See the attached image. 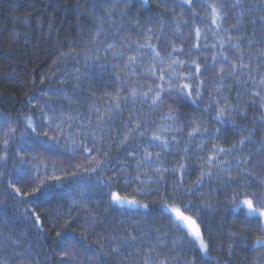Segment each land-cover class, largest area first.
I'll return each mask as SVG.
<instances>
[{
	"label": "trees",
	"instance_id": "16d2710c",
	"mask_svg": "<svg viewBox=\"0 0 264 264\" xmlns=\"http://www.w3.org/2000/svg\"><path fill=\"white\" fill-rule=\"evenodd\" d=\"M213 4L218 8L223 5L221 11L226 13L221 21L222 29H227L234 41L238 36L243 38L240 47L245 62L264 74V60L256 55L264 50V25L259 20L264 16V0H240L238 6H234L235 0H192L191 5L182 4L181 0H148L147 4L143 0H0V261L3 264H63L68 258L61 257L62 247L74 243L79 247L72 264H91L89 258L95 253H100L98 264H143V256L135 255L141 244L140 250L145 254L148 246L155 244L154 257L167 256L169 264H185V261L264 264V249L252 252L242 247L245 241L240 239L251 232L246 241L251 244L258 229L250 230L234 219L228 202L231 188L225 180L216 178L219 161H231L240 155L250 156L251 161L244 167L264 179V166L258 164L264 157V150L260 149L264 142L261 120L264 107L258 97L252 96L251 84L246 86L227 77L221 79L218 70L223 57L213 32L224 33L211 23ZM123 12L127 14L121 15ZM241 12L242 18L237 15ZM109 13L110 19L106 18ZM100 24L105 31L95 37ZM197 27L201 31L199 38L195 35ZM148 28L153 34L143 35ZM249 39L256 41L251 47ZM145 40L156 45L165 68L169 54L171 59L184 61L180 66L184 73L195 70L192 61L201 65L202 71L195 79L175 81L199 87L200 99L193 103L187 98L165 94L152 107L155 92H150L148 98L131 97V89L139 93L158 84L168 86L158 79L163 69L149 50H143L146 54L135 65H126L136 51L127 42ZM108 44L115 45V52L106 51ZM197 44L199 47H195ZM121 51L126 55L115 54ZM224 51L229 61L238 60L235 48L226 45ZM213 55L217 56L216 62ZM153 64L157 77L151 74ZM205 67L210 70L203 71ZM118 93L122 97L119 109L113 100ZM211 98L218 99L220 107L225 106V100L235 107L229 113L230 123H218L214 118L215 107L211 113L204 110ZM170 110L175 119L164 118ZM54 115L62 119L50 125ZM98 115L103 116L99 125ZM28 117L37 128L39 141L46 147L51 145L50 151L41 148L36 143L37 135L26 128ZM137 122L142 124L141 132L145 135L134 131ZM57 123L64 129L62 133L56 129ZM166 125L171 127L164 131ZM82 127L88 129L87 137L79 135ZM196 128L199 132L189 137ZM10 129H14L12 135L5 136ZM45 131L57 139L46 141L42 135ZM92 131L97 136L103 133L102 138L94 142ZM152 135L168 139L167 146L160 147L161 142L156 141L148 149L153 155L159 154L161 171L145 165L140 170L141 178L147 171L153 178L151 183L132 182L126 190L120 189L122 195H136L148 204L147 209L110 207L107 196L99 191L92 195L100 173L71 175L76 171L74 165L82 163L84 157L82 149L73 151L66 140H83L87 147L93 148V156L96 147L101 148L98 158L103 161V174L125 177L137 174L135 164ZM249 136L251 140L243 149L231 154L217 150L230 149L241 137ZM5 139L9 140L7 147L3 144ZM21 157L26 169L40 160L54 164L55 170L50 167L44 172L41 168L39 174L63 176L60 186L49 181L39 193L25 195L39 181L35 172L19 171ZM209 157H215L216 164H209ZM209 167L213 175H205L203 186L197 187L201 172ZM230 171L235 176L239 168L233 163ZM13 185L21 189L19 195ZM138 187L150 191L139 195L135 191ZM259 187L256 183L252 185L253 190ZM190 188L194 190L189 193ZM173 193L182 195L185 202L191 200L194 206L207 204L198 207L204 236L210 244L207 257L194 250L185 232L176 229L163 207L179 203L173 201ZM33 212L40 216L41 228L37 227ZM85 229L95 234L82 237ZM128 230L137 237L135 245L121 247L120 253L113 252V245L127 237ZM57 232L61 237L56 236ZM111 235L117 237L114 242Z\"/></svg>",
	"mask_w": 264,
	"mask_h": 264
},
{
	"label": "snow or ice",
	"instance_id": "6c2138e0",
	"mask_svg": "<svg viewBox=\"0 0 264 264\" xmlns=\"http://www.w3.org/2000/svg\"><path fill=\"white\" fill-rule=\"evenodd\" d=\"M145 4H147L148 0H143ZM182 4L191 5L192 0H181ZM240 4V0H235V5L238 6ZM211 12H212V19L211 23L215 25L217 30H220L224 33V35H217V32H213V35L216 36L217 41L219 42V54L223 57V60L220 61V68L219 73L222 74L221 79L224 77H227L229 79H234V82L240 83L243 85H249L251 84V88L249 89L252 93V96L254 98H259L261 107H264V74H260L257 72V69H253L250 62H245L244 60V52L242 51L240 47L242 37H236L235 41L233 39V36L231 33L228 32L227 29H222L221 21L226 16V13L221 11V8H223V5H221L219 8L213 4L210 5ZM126 12L121 13V15H126ZM240 18L243 17L244 13H238L237 14ZM111 13L108 14V19H110ZM259 20L262 25H264V16L259 17ZM151 23V21H149ZM164 23H161V27L163 28ZM99 31L95 33V37H98L100 35V32L105 31L103 28V25H98ZM235 27V25L233 26ZM177 31H179V26H177ZM143 35H149L153 34V30L151 28H148L147 33H142ZM195 35L197 38L201 36V31L197 27L195 29ZM94 37V39H95ZM256 41L249 39L248 45L251 47L253 43ZM130 48H134L136 51L133 55L129 56L128 60L125 62L126 65H135L138 62V59L145 55L146 53L143 51L145 49L149 50L152 57L156 59L161 67L162 71L157 74L155 71V64L151 66V74L153 77H157L160 81H165L167 83V88L163 86V84H158L154 88L149 87V91H140L138 93L137 89H131L130 95L133 98H136L137 95L142 96L144 98H148L150 92H155V95L151 99V106L155 107L157 104H159L163 99L164 95H175L181 99L187 98L192 100L193 103L197 101V99H200L202 97V93L199 89V87L193 88L191 84L188 83H175V81H180L183 78L187 79H195L199 76V74L202 71L201 65L196 64L195 61H192L193 64H195V70L193 72L184 73L180 66L184 64V61L182 60H175L171 59V54H169V60L167 62L166 68L164 67V60L160 59V53L157 51L156 45L150 44L147 40H145L144 43H139L138 41H128L127 42ZM228 46L230 48H235L237 50V56L238 60L229 61V57L224 51L225 46ZM195 47H199V44L195 45ZM213 47L215 48L216 45L214 44ZM107 50H113L115 52V45L114 44H108ZM173 51H177L175 48H173ZM118 56L126 55L123 51L115 53ZM257 57H259L261 60H264V50H260L256 53ZM99 57H97L98 61ZM213 61H217V56L213 55L212 57ZM251 59V58H249ZM227 62V64H225ZM227 66V71L225 70ZM87 67V65H86ZM259 66H257L258 68ZM210 69L205 67L203 68V71H209ZM215 70V69H211ZM257 72L256 75L253 73ZM158 89V90H157ZM193 92H195V96H193ZM121 95L118 93L116 96L113 97V100L115 102V106L117 109H119V101L121 99ZM126 99V97H125ZM255 102V101H253ZM220 101L215 98H211V103L205 106L206 111L211 113V109L213 107L216 108V112L214 114V118L218 121V123L227 124L230 123V111H235V107L233 105L227 104V101L225 100V106L220 107ZM97 112L99 113V109H97ZM71 118V117H69ZM165 119H175L176 117L172 114V111L170 110L166 116ZM61 117L55 116L49 120V124L55 123L57 120H61ZM103 120V116L98 115L97 124L99 125L100 122ZM262 121H264V117L261 118ZM90 127V125H89ZM142 124L140 122H137L136 127L134 129L135 132H137L139 135L143 136L145 135L143 132H141ZM171 126L166 125L164 127V131H167ZM26 128L30 129L32 133L37 135L36 143L40 145L41 148H44L47 151L51 150V145L45 146V143H41L38 139L39 134L37 133V128L33 125V121L30 117L26 118ZM56 129L62 133L64 131L63 128L60 127V124H56ZM219 131V129H217ZM14 132V129H10L9 131L5 132V136H11ZM199 129H193V132H190L188 135L191 137L193 133H198ZM42 135L47 140H55L57 139L56 136L49 137L48 132L45 131L42 133ZM79 135L87 137L88 135V129L86 128H80L79 129ZM103 133H101L100 136H97V133L95 131L91 132V139L95 142L98 139L102 138ZM127 139V137L125 138ZM135 139V137H134ZM173 139H175L173 137ZM251 140V137H241L238 144H233L230 149H223L218 148L217 150L219 152H227L229 154L236 152L238 149H243L244 145L248 143ZM148 144L145 146L143 153L139 156L137 159V163L135 164V167L137 169L136 175H129L125 177H121L119 175H113V176H106L103 174L102 168H103V161H101L99 157V153L101 151V148L96 147V156H93V148L87 147L85 142L83 140L77 141L75 139H69L66 140V145L70 144L73 151H75L76 148H80L83 150V161L82 163H77L74 165L76 171L71 172V175L73 177L77 176L78 174H87L89 176H95L97 173H100L97 178V183L95 184L91 194L96 195L97 191L101 192L102 195H105L108 197V204L109 206H115L119 208H148V204L142 203L140 200L136 198V195H129V194H121V187H123L125 190L132 182H138L140 185H145L146 183H151L153 178L150 176L147 171L143 172V178H141V169L144 168L145 165H151L152 169L156 172H160L161 169L158 167L162 162L159 159V154L153 155L148 149L153 146L154 142L160 141L159 144L160 147H165L168 145V139H166L164 136H158V135H152L151 137H148ZM9 143L8 139H5L3 141V144L5 147H7ZM260 149L264 150V142H261ZM88 157H92L91 159H88ZM33 159H38L37 157H33ZM251 161V157H243L240 155H237L234 157L231 161H219V164L217 165V172H216V178L217 179H223L225 180L226 185L231 188V194L228 196V202L230 206V211L234 214V219L238 220L240 224L248 226V228L251 229H258V234L254 236L251 240V244H248L246 241L248 240L249 236L251 235V232L246 235H242L240 239L242 241H245L242 243V247L249 248L252 252H257L261 249H264V179H260L256 177V174L250 169L244 167V165L248 164ZM21 168L19 169L20 172H35L36 176L35 179L39 181V184L37 187L32 189L31 193H25V195H34L36 193H39L49 181H55L57 184V187L60 186V182L63 180V176H57L55 174L51 176H40L41 168L44 172H47V170L51 167L55 170L54 164L45 163L43 160L39 161V164H33L31 169H26L23 167V157H21ZM209 164H216V158L215 157H209L208 158ZM235 164L237 168H239V172L237 175L233 176L231 175V167ZM258 164L261 166H264V157L261 158L260 161H258ZM227 165V166H226ZM184 166L181 165V169H183ZM68 173L65 172V175ZM226 174V175H225ZM2 175V173H0ZM201 179L196 182L197 187L203 186V177L205 175L212 176L213 170L211 167L207 169V171L201 172ZM121 181H123V184H121ZM161 182H163V177H161ZM256 183L259 184L260 187L256 190H253L252 185ZM179 186H182V181L180 182ZM16 194L21 193V189L19 187H15ZM194 189H188L187 191L190 193ZM136 193L139 195H143L146 191H150V189H147L146 187H138L136 188ZM157 191H159L157 189ZM172 199L174 202L178 201V204H165L163 207L167 209L168 215L170 216L171 222L176 226V229L178 231L185 232L186 236L189 238V240L192 242L194 246V250L199 251L203 253L206 257L208 255V251L210 248L209 242L205 239L204 236V229L202 228V218L200 216V212L198 210V207L203 206L207 207V204H202L200 206H194L193 202L191 200L184 201L181 196H177L175 193L172 195ZM87 207V205H85ZM93 218L95 217V213L92 214ZM33 218L36 221L37 227L41 228V219L38 214L33 212ZM129 231V235L125 238H123L119 244H114L112 247V251L115 253H120L121 247L123 248H129L131 246H134L137 240L136 235L131 233V230ZM88 234H95L90 233V229H85V231L81 234L82 237L86 236ZM233 236L237 235L236 233H232ZM56 236L59 238L61 237V233L57 232ZM143 236V234H142ZM117 237L115 235L110 236L111 241H115ZM97 244H100V241H96ZM155 244H150L148 246V253H142L141 247H143V244L137 247L136 256H143V264H169L168 257L165 256L163 259H156L153 255V247H155ZM78 243L70 244L67 248L62 247L61 249V257H67V260H63V264H72V260L75 258L77 251H78ZM106 255V254H105ZM159 253H156V256H158ZM100 256V253H95L93 257H90L91 264H98V257ZM126 259V258H125ZM0 264H3V261H0ZM185 264H189L188 261H185ZM194 264V261L192 262Z\"/></svg>",
	"mask_w": 264,
	"mask_h": 264
}]
</instances>
